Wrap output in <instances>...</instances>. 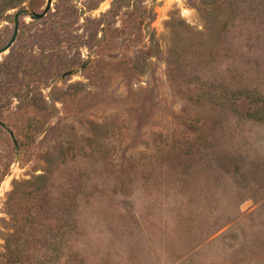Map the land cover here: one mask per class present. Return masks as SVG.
Listing matches in <instances>:
<instances>
[{
	"label": "rangeland",
	"instance_id": "rangeland-1",
	"mask_svg": "<svg viewBox=\"0 0 264 264\" xmlns=\"http://www.w3.org/2000/svg\"><path fill=\"white\" fill-rule=\"evenodd\" d=\"M0 122V264H264V0H53Z\"/></svg>",
	"mask_w": 264,
	"mask_h": 264
},
{
	"label": "water",
	"instance_id": "water-1",
	"mask_svg": "<svg viewBox=\"0 0 264 264\" xmlns=\"http://www.w3.org/2000/svg\"><path fill=\"white\" fill-rule=\"evenodd\" d=\"M52 3H53V0H47L46 2V5H45V8L42 12H37L33 9H30V8H21V9H18L15 13V21H14V31H13V34L11 36V38L9 39V41L0 48V53H4L6 50H8L12 45L13 43L15 42L17 36H18V33H19V27H20V16L21 15H29L33 20H36V19H40L42 17H44L48 12L49 10L51 9L52 7ZM0 125H2L4 128H6L9 132H10V135L15 143V146L17 148V150L19 149V146H18V141L15 137V134L14 132L3 122H0Z\"/></svg>",
	"mask_w": 264,
	"mask_h": 264
}]
</instances>
